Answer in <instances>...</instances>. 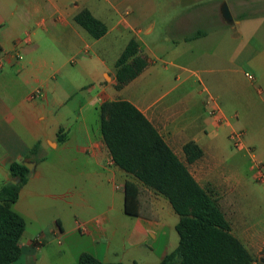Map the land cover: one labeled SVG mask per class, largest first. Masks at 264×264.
Returning <instances> with one entry per match:
<instances>
[{
  "label": "crops",
  "instance_id": "obj_1",
  "mask_svg": "<svg viewBox=\"0 0 264 264\" xmlns=\"http://www.w3.org/2000/svg\"><path fill=\"white\" fill-rule=\"evenodd\" d=\"M83 9L106 24L104 36L76 22ZM131 40L147 65L117 88L116 62ZM249 69L264 82V0H0V185L13 180V162L36 163L12 204L26 220L21 264H79L84 252L103 262L163 260L179 245L180 216L142 185L139 214L126 211V183L138 181L109 152L101 106L130 101L209 193L213 182L239 191L242 160L255 180V160L264 164V128L237 155L225 153L231 118L264 120V91L255 97L245 86ZM189 142L203 151L194 162ZM37 143L38 155L28 158ZM54 183L65 191L55 193ZM59 198L72 208L66 220L52 208ZM240 217L238 225L228 219L232 232L253 255L264 227Z\"/></svg>",
  "mask_w": 264,
  "mask_h": 264
},
{
  "label": "trees",
  "instance_id": "obj_2",
  "mask_svg": "<svg viewBox=\"0 0 264 264\" xmlns=\"http://www.w3.org/2000/svg\"><path fill=\"white\" fill-rule=\"evenodd\" d=\"M75 20L94 38L107 32L106 24L81 10ZM138 43L131 40L116 62L117 88H122L146 67ZM101 129L116 165L132 174L138 182L126 183V211L139 214L140 185L165 196L180 216L176 230L179 245L156 264H255V258L232 232V226L217 200L202 187L188 167L179 159L157 128L133 103L125 99L105 101L101 106ZM63 138H59L62 141ZM40 144L30 150L28 158L38 155ZM188 162L203 155L194 142L184 146ZM13 180L0 185V264H16L22 254L21 237L26 220L12 208L30 176L23 162L10 165ZM79 264H125L103 262L89 252L80 256Z\"/></svg>",
  "mask_w": 264,
  "mask_h": 264
},
{
  "label": "rangeland",
  "instance_id": "obj_3",
  "mask_svg": "<svg viewBox=\"0 0 264 264\" xmlns=\"http://www.w3.org/2000/svg\"><path fill=\"white\" fill-rule=\"evenodd\" d=\"M246 72L247 77L245 86L249 88L251 92H253V96L258 97L260 95L257 92L258 88H261L264 91L263 78L260 77L257 71L249 69ZM250 77L252 79H250ZM175 84L177 83L173 82L170 86H167L164 89H169ZM187 85L188 83L182 84L180 89L186 87ZM197 85L200 86L198 82ZM167 95V98H169L171 96V92ZM242 109L244 110V108ZM228 114L233 116V114L230 112ZM231 120L233 123V129L231 131L230 129H227V131L224 133V139L227 144V150L225 153H233L234 155H237L236 153L238 152V148L241 147L236 144V141L232 137L234 134L233 132H243V142H245L247 145V140L249 143L252 142L258 129L264 128V120L258 122L257 125H244L243 123L239 122L237 118H231ZM244 129L247 130L248 136ZM248 147L252 148L251 146ZM256 160L255 163L258 162L255 165L256 180L253 178V173L249 170V165L251 163L246 164L242 160L241 164L242 167L245 168L247 179L239 191L228 189L222 182H213L211 183L212 186L211 184L206 185L212 196L218 201L222 210L226 213L228 219L237 225L239 224V220L241 219L240 216L242 215L249 223L257 225V227H264V181H261L257 178V174L260 170L264 173V164ZM53 186L55 193L59 194L65 191V189L62 187V183H54ZM236 195H238L237 199L234 198ZM53 207L54 210L62 218H64V220H66L72 213V208L67 204L66 200L64 201L62 198L56 199L55 204L52 205V208ZM259 241H261V243L256 244L255 248L253 247L252 252L257 264H264V262L260 260V258H264V238ZM16 263L21 264V261L18 260Z\"/></svg>",
  "mask_w": 264,
  "mask_h": 264
},
{
  "label": "water",
  "instance_id": "obj_4",
  "mask_svg": "<svg viewBox=\"0 0 264 264\" xmlns=\"http://www.w3.org/2000/svg\"><path fill=\"white\" fill-rule=\"evenodd\" d=\"M221 13H222V16L224 18V20L229 23V24H233L234 23V20H233V17H232V14L228 8V5L226 3L223 4L222 6V10H221ZM24 165L26 167H28V169L30 171H34L35 170V166H36V163L33 162V161H24L23 162ZM14 183H18L19 182V179L17 180H12ZM261 261L264 262V258H261Z\"/></svg>",
  "mask_w": 264,
  "mask_h": 264
},
{
  "label": "built area",
  "instance_id": "obj_5",
  "mask_svg": "<svg viewBox=\"0 0 264 264\" xmlns=\"http://www.w3.org/2000/svg\"><path fill=\"white\" fill-rule=\"evenodd\" d=\"M212 114L216 115L219 120H222V115L220 112V109L215 107L212 111ZM234 134L232 135V137L234 138V140L236 141V144L239 145V147L243 146V132H233ZM257 178L261 181H264V173L260 170L259 173L257 174Z\"/></svg>",
  "mask_w": 264,
  "mask_h": 264
}]
</instances>
